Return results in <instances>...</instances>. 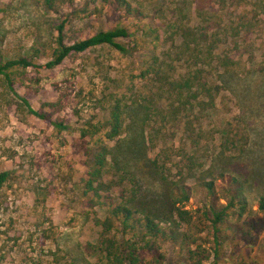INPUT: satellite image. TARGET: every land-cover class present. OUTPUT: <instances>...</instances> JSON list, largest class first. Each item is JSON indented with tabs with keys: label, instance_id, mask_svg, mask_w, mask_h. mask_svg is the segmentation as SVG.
<instances>
[{
	"label": "trees",
	"instance_id": "1",
	"mask_svg": "<svg viewBox=\"0 0 264 264\" xmlns=\"http://www.w3.org/2000/svg\"><path fill=\"white\" fill-rule=\"evenodd\" d=\"M80 3L85 12L134 19L154 46L141 75L150 88L139 93L146 95L134 107L124 97L114 101L102 125L105 140L99 139L100 129L82 135L95 142L86 151L84 194L88 199L93 194L92 208L106 210L96 219L97 243L90 245L96 264H165L166 243L187 249L192 264H264L252 258L264 233V194L254 211L249 191L256 176L244 172L242 163L250 135L241 122L230 123L214 148L215 134L206 128L238 72L264 73V65H254L262 52L254 39L264 30V0H45L56 15ZM57 34V49L46 64L21 57L0 65V78L14 95L16 70H54L73 55L101 47L124 54L136 50L121 42L132 37L126 27L72 44L66 42L65 24ZM257 93L264 97V86ZM21 100L31 114L49 120ZM151 150L158 151L154 158ZM10 178L0 172V188ZM192 201L196 208L189 209Z\"/></svg>",
	"mask_w": 264,
	"mask_h": 264
},
{
	"label": "rangeland",
	"instance_id": "2",
	"mask_svg": "<svg viewBox=\"0 0 264 264\" xmlns=\"http://www.w3.org/2000/svg\"><path fill=\"white\" fill-rule=\"evenodd\" d=\"M84 5L64 8L56 15L48 11L45 0H0V65L21 57L46 64L57 49V27L62 24L68 44L126 27L132 37L121 42L136 49L124 54L101 47L73 55L54 70H16L18 96L0 78V172L11 175L0 188V264H96L90 245L97 243L96 219L103 218L106 210L92 208L93 194L89 199L84 194L90 160L86 151L95 142L82 135L103 130L120 97L134 107L138 97L146 95L139 93L150 88L141 75L151 63L154 46L147 44L150 40L134 19H109L85 12ZM254 40L262 49L254 65L261 69L264 30ZM237 75L206 128L215 134L214 148L219 146L220 131L230 123L241 122L250 135L242 163L244 172L256 176L249 200L258 211L264 194V97L257 92L263 89L264 73ZM135 85L138 94L132 93ZM21 98L49 120L31 114ZM89 126L93 128L87 130ZM157 153L151 150L149 155L154 158ZM113 192L114 198L121 194L117 189ZM194 208L192 201L189 209ZM163 253L165 264H192L188 250L180 245L166 243ZM252 258L264 262V233L252 249Z\"/></svg>",
	"mask_w": 264,
	"mask_h": 264
}]
</instances>
